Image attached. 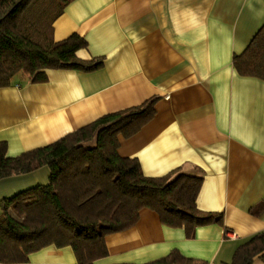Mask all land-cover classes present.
Masks as SVG:
<instances>
[{"label": "crops", "instance_id": "0c3cea01", "mask_svg": "<svg viewBox=\"0 0 264 264\" xmlns=\"http://www.w3.org/2000/svg\"><path fill=\"white\" fill-rule=\"evenodd\" d=\"M263 26L264 0H75L54 22V41L80 35L88 47L77 56L104 58V68L48 70L39 84L19 75L0 88V143L9 158L159 98L155 118L120 137L119 155L138 159L150 178L179 168L203 174L199 210L224 215L223 226L200 227L188 239L143 209L133 228L106 238L109 255L95 264H147L173 250L231 264L238 247L264 232V81L234 67ZM50 176L43 167L0 180V202L48 185ZM27 264L78 263L71 247L51 246Z\"/></svg>", "mask_w": 264, "mask_h": 264}, {"label": "trees", "instance_id": "16d2710c", "mask_svg": "<svg viewBox=\"0 0 264 264\" xmlns=\"http://www.w3.org/2000/svg\"><path fill=\"white\" fill-rule=\"evenodd\" d=\"M54 21L75 0H53ZM43 0H0V88L11 87L19 75L32 83L48 82V70L99 71L104 58L77 56L88 42L78 34L55 42L41 39L48 15ZM54 24V23H53ZM54 29V28H53ZM45 36V34H44ZM242 77L264 81V26L247 50L234 57ZM159 98L138 107L105 115L61 140L15 158L0 143V180L43 167L51 171L48 185L0 202V264H27L45 248L71 247L78 264H95L109 255L106 238L133 228L143 209L156 212L162 224L182 228L194 239L200 227L224 225L222 213L199 210L204 177L179 168L162 178L145 176L138 159L119 155L120 137L129 139L156 116ZM264 261V232L236 250L231 264ZM147 264H208L184 257L178 250Z\"/></svg>", "mask_w": 264, "mask_h": 264}, {"label": "rangeland", "instance_id": "374dc122", "mask_svg": "<svg viewBox=\"0 0 264 264\" xmlns=\"http://www.w3.org/2000/svg\"><path fill=\"white\" fill-rule=\"evenodd\" d=\"M46 8L48 9V15L46 18L43 19L40 28L42 29V34L41 39L46 38V41L49 39L54 40L53 34H54V29H53V23L54 18L56 16V13L59 11V6L55 7L54 1L53 0H43L42 2ZM45 34V36H44ZM1 214V211H0Z\"/></svg>", "mask_w": 264, "mask_h": 264}, {"label": "built area", "instance_id": "2783aa9c", "mask_svg": "<svg viewBox=\"0 0 264 264\" xmlns=\"http://www.w3.org/2000/svg\"><path fill=\"white\" fill-rule=\"evenodd\" d=\"M226 238L227 239H235L236 238V234L235 233H232V232H226Z\"/></svg>", "mask_w": 264, "mask_h": 264}]
</instances>
